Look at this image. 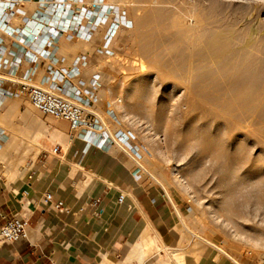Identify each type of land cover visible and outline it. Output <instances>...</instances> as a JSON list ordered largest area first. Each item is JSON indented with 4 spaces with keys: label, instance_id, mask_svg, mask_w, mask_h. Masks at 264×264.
<instances>
[{
    "label": "rangeland",
    "instance_id": "1",
    "mask_svg": "<svg viewBox=\"0 0 264 264\" xmlns=\"http://www.w3.org/2000/svg\"><path fill=\"white\" fill-rule=\"evenodd\" d=\"M81 1L84 3L78 4V9L83 5L91 7L96 16L100 12L97 6L105 7L103 11L113 15L119 11L128 25H122L113 39L112 56L104 57L97 51L108 25L99 29L95 51V47L77 44L63 47L62 55L73 56L67 58L70 64L82 51H94L95 64L111 68L106 79L108 92L101 108L106 111L107 103H113L116 120L108 121L111 129L114 132L123 130L131 142L141 147L146 184L158 186L169 196L171 193L181 196L189 203L188 216L177 225L179 234L185 237L182 245L194 238L218 245L216 240L220 239L222 243L218 246L232 253L240 263L261 264L264 258V199L260 201L254 191L264 179V124L256 118H247L238 125L233 117L217 116L210 110L211 105L204 108L198 99V102L193 99L194 94L199 97L202 87L199 85L207 83L199 55L160 50L157 54L163 64L157 66L151 62L150 55L138 51L136 45L141 37H136V18L156 5L152 6L147 0ZM248 1L259 6L257 10H245L237 28L242 27L244 38H247L246 31H253L255 39L264 40V0ZM237 10L238 3L229 6L228 18L232 19ZM118 16L115 15L113 21H118ZM244 38L236 43L243 42ZM165 41L168 45H180L173 36ZM26 107L29 119L22 131L25 130L27 139L40 142L34 150L44 149L47 142L54 143L53 135L56 143L65 144L64 140H69L71 132L67 122L47 116L29 103ZM36 134L42 135L41 138ZM255 178L259 179L258 184ZM251 186L253 188L249 189ZM243 190L251 194L245 197ZM154 243L151 249L143 251L145 256L158 248ZM158 243L160 249H165L162 240ZM167 258H172L170 252Z\"/></svg>",
    "mask_w": 264,
    "mask_h": 264
},
{
    "label": "crops",
    "instance_id": "2",
    "mask_svg": "<svg viewBox=\"0 0 264 264\" xmlns=\"http://www.w3.org/2000/svg\"><path fill=\"white\" fill-rule=\"evenodd\" d=\"M36 8L35 2L27 5L31 12ZM77 44L95 47L94 51L98 47L97 39L85 42L62 38L57 56L67 63L73 56L62 55L63 47ZM87 52L91 58L84 70L85 80L99 67L93 52L82 51L75 57ZM43 75L44 70L39 69L35 82ZM27 103L11 98L0 101V148L13 131L26 125ZM56 141L28 154L19 167L11 169L0 162V230L14 215L29 219L26 239L0 245V264H179L175 257L167 258V252L173 251L185 255L183 264H242L213 242L194 238L182 245L185 237L179 234L177 225L188 216L189 203L176 194L169 196L158 186L147 185L143 175H135L134 161L117 146L98 149L71 134L67 144ZM56 147L59 150L54 153ZM47 194H52L54 201H64L72 213L55 210L46 200ZM121 194L125 195L122 203ZM93 200H99L95 209L88 206ZM84 206L86 211L79 212ZM95 210L102 215H94ZM146 234L157 241L158 248L149 255L142 252L131 257ZM158 240H162L166 252L159 248Z\"/></svg>",
    "mask_w": 264,
    "mask_h": 264
},
{
    "label": "built area",
    "instance_id": "3",
    "mask_svg": "<svg viewBox=\"0 0 264 264\" xmlns=\"http://www.w3.org/2000/svg\"><path fill=\"white\" fill-rule=\"evenodd\" d=\"M32 2L37 4L33 12L27 9ZM83 3L81 0H0V101L25 100L35 110L67 122L72 137L79 136L98 149L117 146L124 156L134 161L135 175L140 177L144 171L141 147L131 142L123 130L111 129L108 121L116 120L113 103H108L106 111L101 108L108 92L109 65L99 66L98 71L85 80L83 75L90 65V53L78 55L70 64L57 56L62 38L92 42L102 25L110 22L97 51L104 57L112 56L110 47L118 27L128 25L119 11L115 12L119 20L113 21L115 16L107 10L104 12L105 7L97 6L100 12L96 16L91 7L83 5L78 9V4ZM39 69L44 70V75L36 83ZM58 150L56 147L54 153ZM45 198L55 210L72 213L64 201H54L52 194ZM124 199L125 195L121 194L119 202ZM98 204L99 200H93L88 206L95 209ZM86 209L87 206L81 207L79 212ZM94 215L100 217L102 211L95 210ZM28 229L29 219L24 216L6 219L0 230V245L26 239ZM216 242L222 243L220 239Z\"/></svg>",
    "mask_w": 264,
    "mask_h": 264
},
{
    "label": "bare ground",
    "instance_id": "4",
    "mask_svg": "<svg viewBox=\"0 0 264 264\" xmlns=\"http://www.w3.org/2000/svg\"><path fill=\"white\" fill-rule=\"evenodd\" d=\"M147 2L149 4L151 3V5H156V7L136 18V37H141L136 45L138 51L150 55L151 62L157 66L163 64L159 60L160 54L159 57L157 54L160 50L171 53L183 52V55L184 53L187 55H199L201 65H203L202 68L206 73V77L204 78H206L207 81H205L208 84L205 83L204 79L201 80L205 85L200 83L201 85L199 86L202 87L199 90V97H195L196 95L194 94L193 99H198L204 108L207 104L208 106L211 105L213 108L210 110H213L217 116L225 118L233 117L235 123L238 125L242 120L244 121L247 118H256L260 124H264V40L255 39L253 36L255 32L253 33V31H248V33L246 31L245 37L247 38H244V30H242V27L237 28L240 23L239 19L241 14L250 8L257 10L259 5H255V3L249 2L248 0H188V2H179L177 0H147ZM68 3L69 1L65 5ZM235 3H238V10L233 14L232 19L228 18V8ZM260 4L262 3L260 2ZM261 9L259 10L262 11ZM110 26L111 22L108 28ZM120 27L121 25L118 27L115 37L118 31L121 30ZM170 36L178 40L180 45L172 46V44H166L167 42L165 40ZM241 38L245 40L241 43H236V40ZM189 94L191 95L193 92ZM190 95L188 97L192 99ZM7 124L9 125V123ZM24 131L22 129L13 131L10 140L3 143L0 148V162L9 161L7 165L9 164V168L11 169L16 166L19 167L23 159L34 151L35 146H40V142L27 139ZM35 136L41 138L42 135L36 134ZM30 139L33 138L30 137ZM52 141L54 140L52 139ZM64 143L67 144L68 141L64 140ZM255 179L258 184L259 179ZM252 186L249 189L253 187L255 189V185ZM257 188L255 191L254 189L250 191H254L261 201L264 199V179L257 185ZM247 191L249 190L243 192V196L246 197L248 195L247 193H250V191ZM255 193L252 192V194ZM234 198L236 199V197ZM230 210L232 209L230 208ZM233 214L235 215L234 212ZM154 242L155 240H151L148 234L144 235L142 242H139L137 247L132 251L131 257L137 253L141 254L144 248L149 249L153 246ZM177 253H179L178 250ZM172 256L178 260L179 264L184 263V254H176L173 251ZM162 264L167 263L163 261Z\"/></svg>",
    "mask_w": 264,
    "mask_h": 264
}]
</instances>
